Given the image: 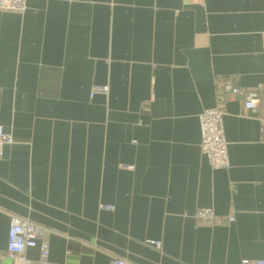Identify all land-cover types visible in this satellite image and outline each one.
I'll list each match as a JSON object with an SVG mask.
<instances>
[{
  "label": "crops",
  "instance_id": "obj_1",
  "mask_svg": "<svg viewBox=\"0 0 264 264\" xmlns=\"http://www.w3.org/2000/svg\"><path fill=\"white\" fill-rule=\"evenodd\" d=\"M227 81L262 88L256 114L222 94ZM210 108L223 113L227 169L199 148ZM0 126L13 139L0 158V264L13 216L45 229L48 264L264 260V0L0 11ZM200 208L215 222L196 221ZM26 255L36 263L38 249Z\"/></svg>",
  "mask_w": 264,
  "mask_h": 264
},
{
  "label": "built area",
  "instance_id": "obj_2",
  "mask_svg": "<svg viewBox=\"0 0 264 264\" xmlns=\"http://www.w3.org/2000/svg\"><path fill=\"white\" fill-rule=\"evenodd\" d=\"M26 9V0H0V11H11L22 13ZM98 92L108 93L106 86L99 87ZM223 95H237L241 98L243 109L246 113L256 114L260 109L263 100V90L260 86L243 89L227 81L221 90ZM223 113L218 108L203 110L198 116L201 153L206 157L212 169H227L229 159L227 153V141L224 137ZM264 134V127L262 128ZM13 139L0 126V158L5 147L12 145ZM106 209H111L106 207ZM194 219L199 222L213 223L215 215L211 209L200 208L194 213ZM227 221H233L229 217ZM159 246V243H155ZM29 249H38V258L33 263L26 255ZM49 244L47 232L42 227L22 220L18 217H11L8 235L6 258L10 264H48ZM112 264H127L123 260H114ZM241 264H264V260H242Z\"/></svg>",
  "mask_w": 264,
  "mask_h": 264
}]
</instances>
